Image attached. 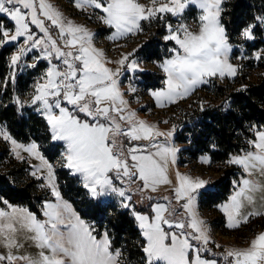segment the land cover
Returning <instances> with one entry per match:
<instances>
[{
  "label": "snow or ice",
  "instance_id": "snow-or-ice-1",
  "mask_svg": "<svg viewBox=\"0 0 264 264\" xmlns=\"http://www.w3.org/2000/svg\"><path fill=\"white\" fill-rule=\"evenodd\" d=\"M222 3L223 0H150L145 5L139 0H74L77 9L99 10L98 19L115 29L111 40L141 32V21L165 20L166 14L182 21L190 6L200 10L196 31L184 22L175 26L165 23L168 34L164 40L174 41L177 47L169 49L171 58L160 65L167 74L166 89L151 92L158 107H165V101L183 99L197 86L208 83L209 77L238 74L239 66L229 60L233 45L221 23ZM0 15L13 22L12 27L0 23V47L20 42L10 57V67L17 66L33 50L40 52L34 59L48 61L43 82L35 85L31 105L45 116L52 140L64 143L63 167L80 176L92 198L101 200L112 194L122 198L121 207L131 209L144 237V264H218L216 259L202 255L210 252L204 247L210 237L194 207L197 190L208 181L176 171L174 184L169 169L179 152L170 140L175 126L173 131L163 132L127 109L119 77L125 69L138 68L135 60H129L132 53L115 61L119 67H108L113 62L94 46V34L67 19L49 0H0ZM255 19L264 27V16ZM33 26L43 35H37ZM256 26L249 24L241 36L255 39ZM262 53L264 49L256 52L255 58L264 59ZM129 90L134 92L135 88ZM16 103L22 107L24 102L17 98ZM252 131L255 138L248 141L252 150L228 161L239 165L245 174L239 183L233 182L236 190L229 201L219 206L230 229L248 223L252 217L264 216V129L253 126ZM121 137L131 146L125 145ZM158 137L165 139L160 141ZM0 138L11 144L17 159H24L20 154L23 151L41 161L33 166L31 175L37 180L43 178L45 183L40 187L48 188L54 197V201L44 202L43 220L27 208L0 198L6 206L0 208V264H121L123 253L113 249L108 232L98 237L95 228L63 198L54 167L39 153L38 145L18 143L3 126ZM133 141L146 143L132 144ZM202 161L210 162L207 157ZM41 169H46L45 175H38ZM137 180L142 184L136 189L140 192H155L161 185H172L175 200L184 201L180 205L184 212L178 213L171 202L153 204L151 214L137 212L129 203L132 196L128 193L133 189L117 187L115 183L131 185ZM26 244L37 251L27 252ZM223 260L226 264H264V232L246 248L227 250Z\"/></svg>",
  "mask_w": 264,
  "mask_h": 264
},
{
  "label": "trees",
  "instance_id": "trees-1",
  "mask_svg": "<svg viewBox=\"0 0 264 264\" xmlns=\"http://www.w3.org/2000/svg\"><path fill=\"white\" fill-rule=\"evenodd\" d=\"M257 16H264V0H226L221 21L229 42L241 44L242 42H237L236 39L242 29L249 24H256L253 30L255 39L248 43L249 50L264 47V27L256 21ZM4 19L0 17V22ZM164 33L163 30H158L156 37ZM142 48L147 61H159L166 57L160 52L155 38L147 41ZM12 51L13 46L0 48V79L7 73V60ZM247 64L252 65V68L258 66L263 73L256 80H247L242 77L241 72L232 80L226 79L224 82L209 79L208 84H204L201 90L208 91L215 99L209 98V102H202L199 96L187 106L176 107L179 113L174 121L173 138L181 144L177 153L178 165L186 166L203 155H209L212 162L227 164L233 156L252 150L248 141L255 138L253 126L264 129V59L258 62L249 60ZM138 76L150 85L160 87L156 73L141 72ZM23 78V75H18V87H21ZM19 91L17 87H8L4 91L0 88V123L5 125L8 133L17 142L38 144L42 155L54 167L63 198L72 205L81 219L95 228L98 237L105 231L108 232L113 249H120L123 253L121 264H144L145 240L131 209L122 208L115 201L97 200L89 195L80 176L73 175L69 169L63 167L65 146L62 141L52 140L46 119L38 116L32 109H21L14 101L13 95ZM120 140H124V143L126 141L122 137ZM8 154L5 150L0 153V198L11 205L27 208L35 213L38 219H45L42 211L44 202L53 200V197L48 188L40 187L45 183L44 179L37 180L31 175L34 167L27 158L19 160ZM244 175L242 168L237 164H230L222 169V175L215 182L214 189L204 194L206 205L228 199L236 190L233 182L239 183ZM115 182L121 187L133 189L128 193L132 196L129 203L138 207L140 213L151 214V206L155 203L168 205L171 202V207L174 206L172 192L171 195L167 192L160 195L147 190L136 191L138 187H142L138 180L131 185ZM165 197H168V200H165ZM5 207L0 202V208ZM242 225L251 230L264 228V216L252 217L248 223ZM202 255L207 259H216L218 264H224L220 256L205 252Z\"/></svg>",
  "mask_w": 264,
  "mask_h": 264
},
{
  "label": "rangeland",
  "instance_id": "rangeland-1",
  "mask_svg": "<svg viewBox=\"0 0 264 264\" xmlns=\"http://www.w3.org/2000/svg\"><path fill=\"white\" fill-rule=\"evenodd\" d=\"M225 1L226 0H223V3L221 5L222 8ZM49 2L61 13H63V15L67 19L73 21L75 24L85 26L91 33L94 34V46L104 52L107 60L113 62L109 63L107 65L108 67H119V65L116 64L115 61L121 59L123 55L132 53V56L129 57V60H135L137 62L138 68L135 71H127L126 69L123 70V74L119 77V85L121 91L124 93V99L128 102L127 109L130 111H134L136 113L137 119L147 121L149 124H155L158 129L163 132L173 131L174 121L177 114L179 113V110L176 109V107L180 105L187 106L191 101L196 100L199 96L201 97L202 102H209V98L215 99L214 96L209 94L208 91L201 90L204 84L197 86L195 90H193L189 95L185 96L183 99H177L174 103H168L167 101H165V107H158L156 99L151 95V92L153 91L166 89L165 81L167 79V74L163 71L160 65L166 59L171 58L172 53L169 51V49L177 47L174 41L164 40V36L168 34L165 23L168 22L175 26L180 22H184L188 24L192 28V30L196 31L199 27L198 16L200 15V10L197 7L190 6L183 14L182 21L178 20L176 17L171 16L170 14H166L165 20L155 19L151 21H141V26L143 29L141 32H137L134 35L128 34L119 39L111 40L109 39V37L112 36L115 29L110 28L98 19V15L101 14L99 13V10H93L90 8L87 11H82L75 7L74 0H49ZM139 2L145 5L150 4V0H139ZM0 17L5 18L2 22H0L3 23L5 27L13 26V22L10 19L2 15H0ZM33 30L37 33V35H43L39 32L38 29H35L34 26ZM158 30H163L165 32L164 35L156 37V33ZM151 38L156 39V43L159 44L160 52L163 56H166L159 61H147V59L143 56L142 47L147 43V41L151 40ZM236 40L237 42L242 43L232 44L233 48L229 56L230 62L233 65L239 66L238 74L236 76H238L241 72L242 77H246L247 80H256L258 76L263 73V71L259 69L258 66L256 68H252V65L247 64V61L254 60L255 62H258L259 60L255 58V53L264 49V47L253 51L249 50L248 43L252 40H246L241 36V33ZM18 43L5 45L13 46V51L7 60V73L4 78L0 79V88L2 89V91L7 89L8 87L19 88V93H15L13 95V99L14 101H16L18 98L21 102H24L22 107L20 104H18L20 108L23 110L32 109L33 111L37 112V114H41V116L45 118L42 112L37 110V106L31 105V97L35 92V85L38 82H43L41 80V77L49 67L48 61L45 59H40L38 61L34 59L35 57L40 55V52L39 50H33L32 52L28 53L26 57H22L17 66L10 67V57L17 50ZM241 56L246 58H240ZM262 56H264V53H262ZM245 62L247 65L245 64ZM34 63L36 64V66L30 67V65ZM141 72L156 73L159 76L158 83L160 84V87L157 88L154 85H150L149 82L143 81L140 76H138V74ZM18 75H23L24 77L22 82L20 83L21 87H18L16 85ZM235 77L225 76L224 78H220L216 76L209 77L207 79H216L218 82H224L226 79L232 80ZM5 81H7V83H5ZM130 88H135V91H130ZM164 121H167V123H164ZM0 126H3L6 129L3 123H0ZM157 139L163 141L165 138L158 137ZM170 140L172 145H174L175 147H181V144H178L174 140L173 135ZM122 142L124 143V140ZM137 143L146 142H132V144ZM124 144L128 145V141L126 140ZM4 150L9 153L8 155L11 154L16 158L15 154L12 152L11 144L0 138V153ZM23 157L27 158L26 156ZM203 157H207L210 162H203ZM227 164H224L222 162H212L209 155H203L198 159L192 160L191 163L186 166L178 165L175 162V164L171 165L169 169L170 178L173 180L174 184L176 171H179L182 174H187L193 179L200 178L208 181L204 188L197 190V193L195 194L196 201L194 207L196 213L198 214V217L205 222V226L210 237L209 243L204 246L207 249H210V252L205 251V253H208L209 255L214 254V256H220L222 260L223 254H225L227 250L232 248H246L248 247L249 242L257 234H259L260 232H264V228H255V230H251L247 227H244L242 224L238 228H228L227 217L219 207L220 205L227 203L228 199L221 201L220 203L206 205L204 194L214 189L215 182L222 175V169L230 165V163ZM115 183L117 187H121L120 184H118L117 182ZM233 186L236 185H234L233 183ZM146 190L151 193H159L160 195L165 192L171 195L172 192V201L174 205L172 207L176 208L178 213L184 212V210L180 207V205L183 204L184 201L177 202L175 200L172 185H161L155 192L151 191L150 189H145V191ZM102 199L104 201H115L116 203L121 205L122 198H120L118 195L112 194ZM134 208L137 212H139L138 207L134 206ZM184 215L185 218H187V213H184ZM216 245H219V247H217ZM223 263L226 264L224 260Z\"/></svg>",
  "mask_w": 264,
  "mask_h": 264
},
{
  "label": "crops",
  "instance_id": "crops-1",
  "mask_svg": "<svg viewBox=\"0 0 264 264\" xmlns=\"http://www.w3.org/2000/svg\"><path fill=\"white\" fill-rule=\"evenodd\" d=\"M29 144H31V143H29ZM29 144H24V145H29ZM37 144V143H36ZM64 144V143H63ZM38 145V144H37ZM65 146V145H64ZM38 151H39V153L42 155V153H41V151H40V149H39V146H38ZM21 155H23V156H26L29 160H30V162H31V164L34 166V165H40L41 164V161L39 160V159H36V158H34V157H31L28 153H26V152H23V151H21V153H20ZM43 156V155H42ZM44 157V156H43ZM44 159L45 160H47L45 157H44ZM48 161V160H47ZM49 162V161H48ZM50 163V162H49ZM51 164V163H50ZM39 174H42V175H45L46 174V169H41V173H39ZM55 176H56V174H55ZM56 183H57V179H56ZM235 191V190H234ZM234 191L231 193V195L229 196V198L233 195V193H234ZM229 198H228V201H229ZM47 201H50V200H47ZM51 201H54V197H53V200H51ZM227 201V202H228ZM257 202H258V204L260 203V200H259V196L257 197ZM18 207V206H17ZM23 208V207H22ZM74 209V208H73ZM76 212V211H75ZM243 224V223H242ZM25 250L27 251V252H29V253H32V254H34L37 250L35 249V247H33V246H31L30 244H26V246H25ZM0 251H3V249H0Z\"/></svg>",
  "mask_w": 264,
  "mask_h": 264
},
{
  "label": "built area",
  "instance_id": "built-area-1",
  "mask_svg": "<svg viewBox=\"0 0 264 264\" xmlns=\"http://www.w3.org/2000/svg\"><path fill=\"white\" fill-rule=\"evenodd\" d=\"M38 116H41V114H37Z\"/></svg>",
  "mask_w": 264,
  "mask_h": 264
}]
</instances>
